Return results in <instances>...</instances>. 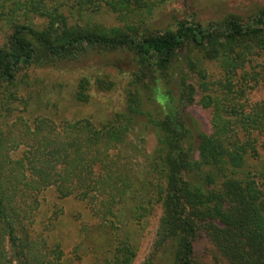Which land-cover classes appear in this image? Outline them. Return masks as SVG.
<instances>
[{"label": "trees", "instance_id": "16d2710c", "mask_svg": "<svg viewBox=\"0 0 264 264\" xmlns=\"http://www.w3.org/2000/svg\"><path fill=\"white\" fill-rule=\"evenodd\" d=\"M167 1L0 0V264H73L81 256L77 247L64 256L34 227L49 188L82 202L96 221L92 264H131L124 225H141L155 209L142 264L160 253L166 264H195L202 238L225 264H264V191L245 165L264 147V97L247 96L264 87V3L245 19L155 28L151 14ZM100 10L116 24L94 20ZM92 47L132 54L124 111L98 123L39 114L7 120L21 100L19 70L72 61ZM207 62L217 70L211 76ZM91 85L107 90L112 81L79 76L73 99L87 102ZM138 85L159 107L148 118L150 153L130 136L135 119L148 115ZM195 105L206 110L207 128L189 113Z\"/></svg>", "mask_w": 264, "mask_h": 264}, {"label": "rangeland", "instance_id": "374dc122", "mask_svg": "<svg viewBox=\"0 0 264 264\" xmlns=\"http://www.w3.org/2000/svg\"><path fill=\"white\" fill-rule=\"evenodd\" d=\"M263 3L264 0H168L154 8L151 14V25L155 28L172 27L176 20L181 19L206 24L211 21L217 22L227 15L245 19ZM94 20L107 26L116 24L113 15L104 10L97 12ZM205 67L210 76L217 71L212 63L207 62ZM134 70L131 53L125 50L108 52L95 47L88 48L72 61H62L51 66L22 68L17 74L18 94L21 100L16 103L7 120L10 121L16 115H22L24 119L31 120L34 115L39 114L49 116L56 121L62 118L72 120L88 117L94 123H98L108 118L111 112L124 111L127 92L129 89L132 90L128 82ZM82 75L91 82L95 77L107 75L112 81V86L107 90H99L91 85L89 100L77 102L73 99V91L77 79ZM137 91L141 106L148 115H140L135 119L130 136L150 153L155 140L148 118L159 115V107L154 102H147V92L139 85ZM247 96L250 101L264 97V87L257 86L249 90ZM6 100L9 99L4 101ZM24 104L26 109L23 107ZM189 113L197 120L198 127L203 129L208 127L206 110L195 105L190 107ZM139 123L147 129H140ZM245 165L259 176L257 181L264 191V147L262 145L257 147L254 157L246 159ZM158 215L159 211L155 209L152 215L141 221V225H136L132 221L124 225L135 249L131 264H142L149 255ZM95 223L96 221L89 215L82 202L71 197L58 199L50 188L41 193L34 227L47 240L56 242L66 257L71 254L74 247H77L81 256L73 257V264H92L90 239L95 230ZM81 224L86 227L83 233L79 231ZM158 257L159 259L154 260L152 264L167 263L165 253L158 254ZM167 257H170L169 252ZM194 260L195 264H225L214 248L203 238L195 244Z\"/></svg>", "mask_w": 264, "mask_h": 264}]
</instances>
